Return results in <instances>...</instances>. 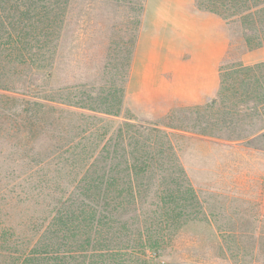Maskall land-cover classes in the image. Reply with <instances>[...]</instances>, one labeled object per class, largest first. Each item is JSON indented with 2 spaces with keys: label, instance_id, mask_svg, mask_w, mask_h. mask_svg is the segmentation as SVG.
I'll list each match as a JSON object with an SVG mask.
<instances>
[{
  "label": "rangeland",
  "instance_id": "1",
  "mask_svg": "<svg viewBox=\"0 0 264 264\" xmlns=\"http://www.w3.org/2000/svg\"><path fill=\"white\" fill-rule=\"evenodd\" d=\"M261 16L254 38L264 35ZM246 18L229 25L195 0H67L49 87L99 92V119L84 125L158 128L170 134L159 147L173 145L163 159L114 162L127 195L115 208L149 214L167 191H194L191 206L186 197L169 206L183 214L149 264H264L252 247L264 228V61L251 57L264 47H244ZM78 121L64 115L70 137ZM135 251L123 264H142Z\"/></svg>",
  "mask_w": 264,
  "mask_h": 264
},
{
  "label": "trees",
  "instance_id": "2",
  "mask_svg": "<svg viewBox=\"0 0 264 264\" xmlns=\"http://www.w3.org/2000/svg\"><path fill=\"white\" fill-rule=\"evenodd\" d=\"M195 1L229 25L246 14L244 47H264V35L253 37L257 10L264 31V0ZM66 4L0 0V264H123L134 250L149 264L183 214L169 206L184 197L191 206L194 191L185 189L179 199L167 191L159 211L149 214L115 208L127 195L126 187H115L122 171L114 162L163 159L173 145L159 147L170 134L158 128L126 123L127 131L116 134L105 119L100 129L84 125L99 119V92L86 84L67 95L49 87L56 57L51 46ZM66 113L79 120L72 137L61 125ZM253 233L252 247L264 257V228Z\"/></svg>",
  "mask_w": 264,
  "mask_h": 264
},
{
  "label": "crops",
  "instance_id": "3",
  "mask_svg": "<svg viewBox=\"0 0 264 264\" xmlns=\"http://www.w3.org/2000/svg\"><path fill=\"white\" fill-rule=\"evenodd\" d=\"M251 57L254 59V62H263L264 61V49H259L251 52ZM262 58V59H259ZM260 60V61H259ZM263 60V61H262Z\"/></svg>",
  "mask_w": 264,
  "mask_h": 264
}]
</instances>
